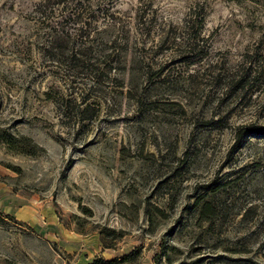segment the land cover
I'll return each mask as SVG.
<instances>
[{"label":"rangeland","instance_id":"rangeland-1","mask_svg":"<svg viewBox=\"0 0 264 264\" xmlns=\"http://www.w3.org/2000/svg\"><path fill=\"white\" fill-rule=\"evenodd\" d=\"M43 1L0 0V264H264V0H83L90 91Z\"/></svg>","mask_w":264,"mask_h":264},{"label":"trees","instance_id":"trees-1","mask_svg":"<svg viewBox=\"0 0 264 264\" xmlns=\"http://www.w3.org/2000/svg\"><path fill=\"white\" fill-rule=\"evenodd\" d=\"M53 1V2H51ZM83 0H44L43 2L38 3L34 8L35 14H39L41 23H44L41 26L45 40L38 45L37 51L42 55V58L46 59L50 63H56L61 69H63V74L67 77H70V85L72 83L77 84L81 82L83 75L88 74L90 84H88L83 90L90 91L93 86L100 83L105 74L111 72L114 67H111L110 64L114 62L113 59H110V55H106L104 60L96 61L94 57H91V54L94 52L93 47L95 39H91L90 36L92 32L94 33L97 29L96 20L97 18L93 12L83 4ZM50 3V4H49ZM54 5L69 4L65 7L67 12L64 16V22L68 24L67 31H63V27L60 30L54 29V25L49 20L48 15H42L41 8H46L51 5L53 8ZM49 8V7H48ZM104 15V14H103ZM107 16V15H104ZM104 16H102L104 18ZM107 22L110 24H115L118 21L113 15H110ZM108 41L113 42V39ZM101 45L100 51L110 50L113 51L114 45H106L102 42H97L96 47ZM99 51V52H100ZM109 63V67H105L106 63ZM102 78V79H101ZM77 88V87H76ZM76 91L68 93V96L72 95ZM67 97V96H66ZM77 97L74 98H64L65 106L71 101H75ZM87 100H82V103H85ZM85 108L82 110V112ZM251 132L264 134V126L251 128ZM206 206L204 201L202 207ZM205 210H208L209 207H205Z\"/></svg>","mask_w":264,"mask_h":264}]
</instances>
